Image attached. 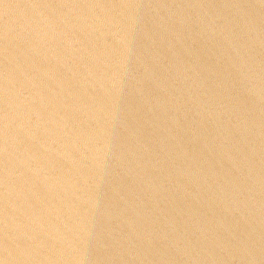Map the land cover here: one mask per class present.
Wrapping results in <instances>:
<instances>
[{
    "label": "water",
    "instance_id": "1",
    "mask_svg": "<svg viewBox=\"0 0 264 264\" xmlns=\"http://www.w3.org/2000/svg\"><path fill=\"white\" fill-rule=\"evenodd\" d=\"M0 264H264V0H0Z\"/></svg>",
    "mask_w": 264,
    "mask_h": 264
}]
</instances>
